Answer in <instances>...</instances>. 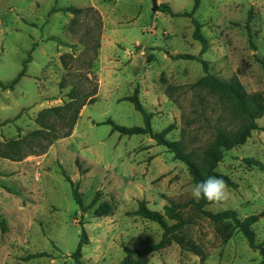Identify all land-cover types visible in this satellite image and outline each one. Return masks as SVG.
I'll list each match as a JSON object with an SVG mask.
<instances>
[{
  "label": "rangeland",
  "instance_id": "374dc122",
  "mask_svg": "<svg viewBox=\"0 0 264 264\" xmlns=\"http://www.w3.org/2000/svg\"><path fill=\"white\" fill-rule=\"evenodd\" d=\"M158 3L175 13L194 7V0ZM54 6H92L98 14L50 13ZM152 7L151 0H0V82L18 75L36 44L26 75L14 90L0 91V141L37 129L40 111L63 105L73 85H98L95 102L83 108L70 137L20 162L0 156V264H78L72 254L83 228L89 238L82 250L86 264H121L126 248L140 249L162 238L159 224L129 214L142 200L163 212L171 200L193 199L195 183L187 166L166 146L149 135H122L104 123L143 126L142 114L126 100L138 89L153 129L174 125L167 138L182 139L188 150L206 148L217 125H236L217 96L193 86L205 75L203 65L176 57L201 51L192 18ZM194 18L208 41L203 58L210 72L225 80L237 77L249 93L264 94V69L255 56L264 58V0H201ZM21 111L19 119L2 125ZM258 123L264 129V115ZM246 157L264 162V130L226 152L218 171L237 186H225V198L206 209H232L241 219L264 211V172L246 164ZM61 167L78 184L85 205L98 194L86 213ZM103 204L110 206L106 215L98 213ZM185 216L193 222L182 236L202 254L174 242L152 252L147 264H262L260 251L241 232L224 241L232 222L218 225L191 209ZM252 228L256 240L264 241V217ZM42 252L48 255L24 259Z\"/></svg>",
  "mask_w": 264,
  "mask_h": 264
},
{
  "label": "trees",
  "instance_id": "16d2710c",
  "mask_svg": "<svg viewBox=\"0 0 264 264\" xmlns=\"http://www.w3.org/2000/svg\"><path fill=\"white\" fill-rule=\"evenodd\" d=\"M200 3L201 0H194L192 12L175 13L168 4H161L159 10L173 16L179 15L192 18V23L195 26L193 36L196 40L201 42V51L198 55L178 54L176 57L180 59L196 60L203 65L205 75L202 76L193 86L205 89L210 94L217 96L224 103L228 118L234 120L236 125L232 128L217 125L215 127L214 137L206 148L200 152L188 150L182 139L172 141L167 138V134L173 130L174 125H170L160 132L153 129L151 122L152 113H150L140 101L138 89L135 90L133 95L128 96L126 100L133 103L135 109L142 114L144 125L127 127L116 123L112 119H108L104 123L110 124L113 131H117L122 135H149L156 140L159 145L166 146L169 151L174 153L175 159L180 160L187 166L194 183L200 182L209 176H215L222 179L225 186L236 187V183L229 176L218 171V166L223 161L226 152L232 150L236 146L244 144L254 131L264 130L258 123V119L264 115V94L262 92L249 93L237 77L225 80L210 72L209 62L203 58V54L207 52L209 47L208 41L200 32V22L194 18V12L200 7ZM90 11H92L94 15L98 14L92 6L88 8L76 6L59 8L54 6L50 10V13L64 12L72 14L75 18H78ZM250 20L251 15L247 22V29L249 31ZM76 22L77 20L75 19L72 21V24H75ZM101 23V18L97 15V24L99 27H101ZM251 44L256 50L252 41ZM35 46L36 44L29 52V57L24 61V67L18 75L9 83L0 82V91L14 90L21 79L26 75L27 65L31 60L32 51L35 49ZM98 47L99 43L97 41L94 47H92L95 49V54ZM87 48L90 49L91 47L89 46ZM255 56L264 69V58L259 57L257 54H255ZM66 62L67 61H65V68L67 67ZM90 64L93 65L92 62H90ZM87 80L89 82L92 81L90 77H87ZM63 82L60 84L61 88L64 86ZM97 93V83L92 87L79 84L73 85L66 94L68 101H64L63 105L45 108L40 111L38 117L35 119L36 124L38 125L37 129L28 132L24 136L20 135L19 139L14 141H0V156L12 161L20 162L29 156H40L45 154L55 141L68 138L72 135L81 116V111L86 105L95 102ZM21 114L22 111L14 118L6 120L2 125L13 123L21 117ZM244 161L249 166L257 167L264 172L263 161L254 157H246ZM61 174L71 184L73 197L80 206L82 213H86L87 210L96 203L98 194L90 205H85L78 184L75 183L66 173L65 169H61ZM213 203L214 202H209L204 199L198 201L195 199H189L184 202L171 200L164 206V211L162 212L151 209L148 206V203L145 200H142L139 203L138 208L129 214L159 224L163 230L162 238L156 243L149 242L140 249L126 248V256L121 264H147L148 256L152 252L168 247L174 242L178 243L184 249L192 250L199 255L202 254L200 249L196 247L194 243L184 239L182 236L185 227L193 222L189 217L185 216V211L189 209L193 210L195 213L201 214L218 225H222L229 221L232 222L233 228L230 231L225 228L227 233L224 241H228L234 235L235 231L241 232L247 239L249 246L252 249L260 251L262 255V264H264V241L258 242L256 240V233L252 228L253 225L264 217V211L241 219L238 213L232 209L218 212L206 209L207 206L212 205ZM109 211L110 206L107 204H103L101 208L98 209V213L101 215H106ZM169 221H172V223ZM88 243V234L83 228L77 249L72 254V258L76 263L86 264L82 259V250ZM47 255L48 253L46 252L30 254L24 259L29 260ZM16 264L21 263L18 262Z\"/></svg>",
  "mask_w": 264,
  "mask_h": 264
},
{
  "label": "clouds",
  "instance_id": "9594fccd",
  "mask_svg": "<svg viewBox=\"0 0 264 264\" xmlns=\"http://www.w3.org/2000/svg\"><path fill=\"white\" fill-rule=\"evenodd\" d=\"M226 196L224 181L215 176L195 183L191 189V197L195 200L204 199L209 202H219Z\"/></svg>",
  "mask_w": 264,
  "mask_h": 264
},
{
  "label": "water",
  "instance_id": "95a60500",
  "mask_svg": "<svg viewBox=\"0 0 264 264\" xmlns=\"http://www.w3.org/2000/svg\"><path fill=\"white\" fill-rule=\"evenodd\" d=\"M153 3L152 11L156 12L159 10V3L158 0H151Z\"/></svg>",
  "mask_w": 264,
  "mask_h": 264
}]
</instances>
